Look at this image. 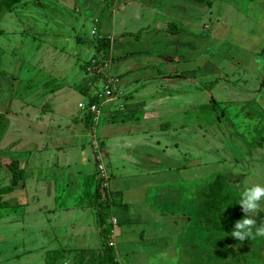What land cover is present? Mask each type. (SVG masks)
Masks as SVG:
<instances>
[{"label":"crops","instance_id":"1","mask_svg":"<svg viewBox=\"0 0 264 264\" xmlns=\"http://www.w3.org/2000/svg\"><path fill=\"white\" fill-rule=\"evenodd\" d=\"M34 1V4L40 3L39 0ZM50 1L63 4L65 10L58 7L65 14L71 9L76 14L73 12L75 22L68 25L70 30L64 33L66 38L61 43L59 38H54L58 36L56 32L52 33L54 37L50 31L43 29L39 32L43 39H40L36 48L46 45L51 53H57L60 58L55 68L61 76L54 73L50 80H44L43 86L48 88L55 84L58 86L55 88L60 89L58 96L63 88H71L70 80L66 79V71L72 65H76L77 68L82 52L85 53V57L90 55L87 60L85 59L84 64L92 58L102 59L101 51L97 52L98 46L107 50L104 56L106 62L103 66V77L117 80V93L103 103L102 119L99 120L101 123L98 122L93 129L87 122L86 112L82 113L80 110L78 116L74 114L72 116L71 111L70 121L64 122L63 117L66 113L51 118L49 114L54 111L52 109L50 113L44 111L43 105L36 117L25 115L26 125L22 121L19 122L23 136L17 140L20 141L19 144H11L14 148L20 146L25 150L20 157L23 159L17 160L18 162L32 163L33 160L35 162L33 157L36 155V162L40 161V164H49L52 167L57 163V153L70 152L68 149L76 146L75 141L80 137L79 134L87 130V137L89 133L92 137L89 147L97 166V173L94 171L95 179L90 188L94 190L93 202L98 185L102 192V188L105 187L109 197L112 198L113 202L106 207V213L99 216L100 221L104 222L103 228H110V232L109 235L102 232L103 228L97 221L94 202V222L92 225L91 222H87V230L84 229L83 233L78 234L83 237L76 241L74 230L77 225L72 222L73 214H80L83 220L84 212L92 208L82 206L79 211L73 208L68 210L69 207L65 205L64 211L71 214L70 218H66L68 221L65 228L60 230L68 232L76 245L80 243L82 245L65 248L67 252L64 257H58L53 264H70L79 257L82 250L90 249L89 246L98 250L96 255L100 254L102 242L110 239L113 242L114 257L119 264H194L192 260L200 256L198 255L200 251L192 248V244L188 241L194 236L192 231L196 228L200 230L202 225L196 206L182 202L180 203L182 208L178 209L174 207L176 201L170 199L165 202L166 195H161L158 203H154L150 192L151 188L169 187L173 180H177L179 184L183 182L187 174V165L195 157L187 158L184 153L182 161L167 159L166 150L172 145L167 144L162 147L157 137L151 135L149 140V137L137 136L139 133L133 131L136 128L137 132L155 133L156 129L160 128L164 132L168 123V115H165L167 113L164 110L167 109L170 111L176 109L177 114L183 112L185 119L181 122L185 121L188 125L197 126L199 124L197 116L190 119L188 111L202 106L201 102L205 97L202 94L200 79L214 75L220 69L226 75H235L234 70L238 66L246 69V51L250 46L255 53L259 52V47L264 48V0ZM50 1L47 4L50 5ZM12 20L15 23L9 26L10 31L23 26L21 17L15 16ZM59 20L62 22L60 23L62 27L64 17ZM38 24L39 29L44 21L40 20ZM5 32L2 29L0 35H5ZM74 40L77 42L75 45L72 43ZM84 64L81 65L83 72ZM262 67L259 65L258 68L262 69ZM162 73L166 74V80L162 79L164 77ZM90 77L87 75L79 79V89L82 92H88L92 83ZM62 78L66 81L60 87L57 80ZM262 78L264 76L260 78L261 84L257 93L264 102ZM154 84L158 86L153 88L154 90L147 88ZM244 87L246 88V85ZM162 90L165 93H161ZM242 91L246 92L247 89ZM55 103L58 105V99ZM73 129L76 131V136H73ZM185 130L187 131V128ZM118 132L121 135H118ZM36 135H39V138ZM114 140L115 143L137 144L129 145L132 151L139 146L140 151L133 153L134 161H128L131 165L129 169L111 162L109 157L111 152L108 151L105 142H114ZM153 141L156 146L162 147V151H149L148 144ZM115 143L113 145H116ZM143 146L148 147V150H144ZM27 152L30 162L25 160ZM9 157L12 155L7 158ZM163 158L167 159L165 165L161 162ZM138 159L142 161L139 162ZM199 159L202 160L197 156L196 160L200 163ZM9 160L12 162L11 159ZM60 161L63 160L58 162ZM140 165L143 166L142 169ZM100 167L103 168L104 176H100ZM74 176V173L70 174V178ZM70 184L73 185L74 181L71 180ZM193 185L195 187V183ZM55 211L56 209L53 210ZM254 215L256 218L259 215L264 216V211ZM52 217L60 223L56 224V227L63 225L62 217L55 214H52ZM256 222L258 225L262 223L258 219ZM54 233L57 239L59 233L57 231ZM181 234L186 235L180 238ZM57 241L59 243L58 239ZM261 241L262 239L259 243H262ZM62 248L54 249L65 252ZM46 254L47 252L42 254V259L46 258ZM91 256L86 255V259L80 264H89L92 260ZM64 258L67 260L61 262ZM227 259L232 260L230 255Z\"/></svg>","mask_w":264,"mask_h":264},{"label":"rangeland","instance_id":"2","mask_svg":"<svg viewBox=\"0 0 264 264\" xmlns=\"http://www.w3.org/2000/svg\"><path fill=\"white\" fill-rule=\"evenodd\" d=\"M39 1L40 3L34 4V0H22L12 7L11 13L8 9L11 2L0 0V31L2 29L6 31L5 35H0V51L2 50L0 53V114L2 121L6 122L0 141V187L12 184L11 169L7 167L10 163L9 159L11 161L23 159L20 157L23 156L25 150L20 146L14 148L11 144L20 143L17 140L23 136V131L19 122L22 121L26 125L25 115L36 117L41 111V106L44 105V111L49 113L50 109L54 111L49 114V117L66 113L63 121L69 122L71 111L72 116H78L80 110L82 113L87 112L86 107L79 108V103H86L87 94L103 95L105 91L101 79H95L88 93L79 89V79L87 77L81 65L85 63V59L90 57V55L85 57L84 52L80 54L81 58L77 68H75L76 65H72L66 71V79L70 80L71 88H63L64 90L58 96L60 89L55 88L58 86L55 84L48 88L43 86L44 80H50L54 73L61 76L55 68L60 58L57 53H51L46 45L36 48L40 39H43L39 32L43 29L50 31V34L56 32L58 36L54 37L52 34V37L59 38L61 43L66 38L64 33L70 30L68 25L70 26L75 21L73 9L65 14L62 12L65 10L63 4L60 5L50 0ZM49 1L50 5L47 4ZM15 16L21 17L23 26L10 31L9 26L15 23L12 20ZM62 17H64V25L60 27L62 22L59 18ZM40 20L44 21V24L38 29ZM87 30L89 33V29ZM72 43L75 45L77 42L74 40ZM80 47L83 49L82 45ZM250 47L246 51V69L238 66L234 70L235 75H226L220 69L214 75L200 79L202 94L205 98L201 102V107L188 111L190 119L197 116L199 122L197 126L188 125L185 121L181 122L185 119L183 112L177 114L176 109L173 111L167 109L164 110L167 113L165 115H168V123L164 132L158 128L157 133L150 131L142 133L134 128L133 132L139 133L137 136H147L151 140L152 135L161 141L162 147L167 144L172 145L166 150L167 159L182 161L184 153L187 158L195 157L192 162L189 160L186 178L182 180L183 182L179 184L177 180H173L169 187H156L155 189L150 187L154 203H158L161 195H166L165 202L170 199L176 201L174 207L178 209L182 208L180 206L182 202L195 205L196 202L192 197L197 195L203 184L212 180L218 173L226 177L227 182L230 183L229 192L232 194L240 193L239 189H244L245 186L264 185V102L257 93L261 84L260 78L264 76V67H262L264 48L259 47V52L255 53ZM259 65L262 69L258 68ZM70 74L72 75L69 76ZM162 75L164 76L162 79H165L166 74L162 73ZM66 79H56L57 84L61 87ZM156 87L158 86L155 84L152 87L147 86L150 90ZM242 89H247L248 93ZM161 93H165L164 90ZM57 99L58 105L55 103ZM185 114L188 119L187 113ZM42 117L45 116L42 115ZM100 123L101 121L98 124ZM91 128L94 127L91 126ZM72 133L76 136L74 129ZM117 134L121 135L119 132ZM79 135L80 137L75 141L76 146L68 149L70 152L56 154L57 163L52 167L49 164H40V161L36 162V155L33 157L35 162L34 160L32 163L18 162V170L21 171V174L19 173L20 182L12 189L0 191V264H43L46 259L54 258L58 253L53 251H58L60 247L65 250L68 247L82 245V243L76 245L68 232L60 230L65 228L68 221L66 218H70L71 214L64 211L65 205L69 207L68 210L73 208L79 211L82 206L92 208L84 212L83 220L80 214H73L72 222L77 225L74 230L76 241L83 237L78 234L83 233L84 229L87 230V222H91L90 225L94 222V190L90 186L95 179L94 171L97 173V166L89 147L92 137L90 133L87 137V130ZM36 136L39 138V135ZM114 143L115 140L105 142L108 151L111 152L109 155L111 162L129 169L128 161H134L133 153L140 151L139 146L132 151L129 145L136 146L137 144L118 142L113 145ZM143 147L144 150H148L149 147V151H162V147L156 146L154 141L150 142L148 147ZM5 150L7 152L4 153ZM11 155L12 157L7 158ZM197 156L202 158V160L199 159L200 163L196 160ZM167 159L163 158L162 164H167ZM25 160L31 161L28 152ZM59 160L63 161L58 162ZM138 161L141 162L142 159ZM140 168L142 169L143 166L140 165ZM72 173L75 176L70 178ZM71 180L74 181L73 185L70 184ZM54 209H56L55 212H53ZM52 214L62 217L63 225L56 227V224L60 223L52 217ZM254 219L264 223L262 215L257 218L254 215ZM55 231L59 233L57 235L59 243ZM185 235L181 234L180 238H184ZM178 239L179 237L176 241ZM261 239L262 243H259ZM261 239L258 240L261 246L253 252L256 264L264 263V236H261ZM89 247L93 248V246ZM44 252H47L48 256L42 259ZM207 252L209 253L210 250ZM182 256L183 254L181 255L183 260ZM214 259L215 261L205 258L203 264H236L230 259L224 260L220 257ZM64 260L67 258L61 259V262ZM242 264H246V256Z\"/></svg>","mask_w":264,"mask_h":264},{"label":"trees","instance_id":"3","mask_svg":"<svg viewBox=\"0 0 264 264\" xmlns=\"http://www.w3.org/2000/svg\"><path fill=\"white\" fill-rule=\"evenodd\" d=\"M21 1L22 0H9V2H11L8 6L10 12L13 11L12 7L17 3H20ZM100 51L101 55L103 56L102 59L96 60L95 58H92L91 60L86 62L84 66V71L87 75L91 76L90 78H92V86L94 84L95 79L97 78L102 79L103 84H105L103 70L98 72L97 69L99 66L103 69V66L106 62L104 56H106L107 50L98 46L97 52ZM89 67H92V69H88ZM87 95L88 96L86 99V103L84 102V107H86L87 109V122L91 126L92 114L88 111V105L100 102L102 97L101 94L99 95L98 93H92ZM5 124L6 122L2 121V115L0 114V141L4 133ZM7 167L11 169L10 172L12 176V184L5 186L6 188L4 186L0 187V191H3L5 189H12L13 187H15L16 184H18V182H20L19 179L21 178V176L19 177V173L21 174V171L18 170V161L14 160L10 162L9 164H7ZM98 186L99 188L97 187V189L95 190L96 192L94 195V202L95 207L97 209V221L99 222V225H101L103 228L104 222L100 221L99 216H102L103 213H106V207H108V205L113 201L112 198L108 195V190H106L105 187L102 188L104 192L103 193L102 191H100V185ZM237 187L239 188V186ZM229 190L230 183L227 182V179L223 174L218 173L214 175L212 180H209L207 183L201 186L197 195L192 194L194 195L192 198L196 202V210L199 213L202 222L200 230L197 228L194 229V231H192L194 233V236L192 237V240L188 241L192 244V248H197L200 251L201 257L196 256V258L192 260L194 264H203L205 258H211L214 260V258L217 259L220 257L226 260L228 255L231 256L232 260L238 262V264L244 263L245 256L246 264L257 263L256 259L253 257V252L257 251L256 248L261 246V244L258 243V240L261 239V236L245 241H238L231 236V232L234 230L235 222L244 218L245 213L242 211V208L239 205L241 199V192L243 189L240 188L239 190H241V192L236 194H232L231 192H229ZM101 198H104V200H101ZM102 232H105L109 235L110 228H103ZM110 242H112L111 239L109 241L104 240L101 244V248L99 249L100 254L97 255V249H87L86 251L82 250L79 257L70 264L82 263L86 259V255L89 257L92 255V260L89 264H119L114 257L115 255L112 248L113 242L111 244ZM207 250H210V252L208 253ZM224 251L225 253H223ZM53 252L58 254H56L54 258L46 259L45 264L55 263L58 257H64L63 255L66 254L67 250L65 252ZM86 252L88 254H86ZM253 261L256 262L254 263Z\"/></svg>","mask_w":264,"mask_h":264},{"label":"clouds","instance_id":"4","mask_svg":"<svg viewBox=\"0 0 264 264\" xmlns=\"http://www.w3.org/2000/svg\"><path fill=\"white\" fill-rule=\"evenodd\" d=\"M81 109V108H80ZM264 185L245 186L241 192L239 205L245 213L244 218L235 222L231 236L238 241L264 236V223L257 225L254 214L264 211Z\"/></svg>","mask_w":264,"mask_h":264},{"label":"built area","instance_id":"5","mask_svg":"<svg viewBox=\"0 0 264 264\" xmlns=\"http://www.w3.org/2000/svg\"><path fill=\"white\" fill-rule=\"evenodd\" d=\"M88 69H92V67H89ZM103 69L99 66L97 71H102ZM116 83L117 80L115 81L114 78L112 77H105V84H104V94L101 95V100L98 103H92L88 105V111L92 114L91 115V126H96V124L99 122L101 115H102V106L103 103H105L106 101H108L111 97H114V95L117 93L116 91ZM84 107V103H79V108H83ZM100 169V176H104L103 172V168ZM111 233H113V231L111 230ZM112 242H110L111 244Z\"/></svg>","mask_w":264,"mask_h":264}]
</instances>
